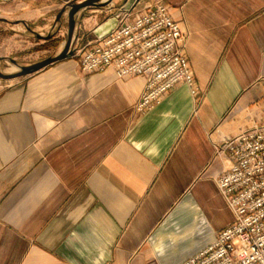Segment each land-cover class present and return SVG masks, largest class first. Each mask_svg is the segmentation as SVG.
Masks as SVG:
<instances>
[{"label":"crops","instance_id":"crops-1","mask_svg":"<svg viewBox=\"0 0 264 264\" xmlns=\"http://www.w3.org/2000/svg\"><path fill=\"white\" fill-rule=\"evenodd\" d=\"M80 1L0 0V71L60 54ZM102 1L78 12L73 55L0 76V264H180L235 220L216 145L264 125V0H164L198 93L144 111L145 76L80 68L127 0Z\"/></svg>","mask_w":264,"mask_h":264},{"label":"built area","instance_id":"built-area-1","mask_svg":"<svg viewBox=\"0 0 264 264\" xmlns=\"http://www.w3.org/2000/svg\"><path fill=\"white\" fill-rule=\"evenodd\" d=\"M118 10L116 27L89 40L79 53L83 72L113 68L119 77L143 75L146 86L136 108L150 109L176 85L185 83L198 93L184 52V33L170 6L155 0ZM230 166L216 178L235 220L214 241L180 264H264V125H255L216 145Z\"/></svg>","mask_w":264,"mask_h":264},{"label":"water","instance_id":"water-1","mask_svg":"<svg viewBox=\"0 0 264 264\" xmlns=\"http://www.w3.org/2000/svg\"><path fill=\"white\" fill-rule=\"evenodd\" d=\"M140 0H127L125 4L119 9L120 11L126 10V9H131L133 8L137 2ZM109 4V1L103 2L102 0H83L80 2H72L70 5V9L68 11V26H69V32H68V41L66 44V47L64 50L58 54L57 56L46 58L44 60H41L39 62L29 64V65H24L21 67L20 72L16 74H4L0 71V76L5 77V78H12L20 75H25L29 74L33 71H36L52 62H55L59 59L69 57L73 55V49H72V44L73 40L76 34V24H77V14L78 12L85 7H90V6H105ZM118 23V12L112 16H110L105 22L100 24L95 30L94 33L96 34L97 37H104L108 33H110L117 25Z\"/></svg>","mask_w":264,"mask_h":264},{"label":"rangeland","instance_id":"rangeland-1","mask_svg":"<svg viewBox=\"0 0 264 264\" xmlns=\"http://www.w3.org/2000/svg\"><path fill=\"white\" fill-rule=\"evenodd\" d=\"M139 7L140 8L143 7V3L141 5H139ZM63 28H64V35L61 37V39H63L62 41H65L66 42V40L68 38V33H67V30H68V22H67V19H65V21L63 23Z\"/></svg>","mask_w":264,"mask_h":264}]
</instances>
